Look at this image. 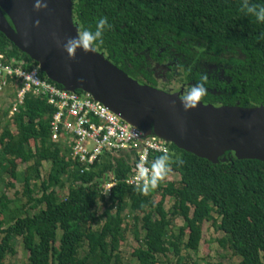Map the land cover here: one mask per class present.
<instances>
[{"label": "trees", "instance_id": "1", "mask_svg": "<svg viewBox=\"0 0 264 264\" xmlns=\"http://www.w3.org/2000/svg\"><path fill=\"white\" fill-rule=\"evenodd\" d=\"M246 5L264 6V0H73V19L79 31H94L106 17L111 27L97 51L140 83L167 91L172 80L191 87L203 80L208 91L203 103L256 107L264 105V23L248 14ZM0 52L25 60L28 69L38 66L1 31ZM155 64L166 72L164 87ZM54 112L46 98L28 95L13 117L7 119V109L5 121L0 119V172L22 181L27 196L25 205L12 209L14 199L7 191L0 194V264L14 252L18 237L28 245V264H126L121 245L129 219L140 241L133 252L136 264H159L160 256L179 257L183 249L197 251L203 223L216 226L217 219L226 234L221 242L241 257L238 264H264V161L226 152L214 163L169 142L170 171L144 195L125 182L131 166L123 156L105 153L82 172L69 145L52 138ZM176 157L183 163H175ZM45 162L51 167L41 196H35ZM171 171L181 178L172 180ZM110 174L117 184L105 196L102 185ZM65 181L69 191L60 198ZM7 187L16 184L8 181ZM168 197L174 198L171 211L165 207ZM176 216L185 223L170 231Z\"/></svg>", "mask_w": 264, "mask_h": 264}, {"label": "water", "instance_id": "2", "mask_svg": "<svg viewBox=\"0 0 264 264\" xmlns=\"http://www.w3.org/2000/svg\"><path fill=\"white\" fill-rule=\"evenodd\" d=\"M45 2L48 7L37 11L36 0H0V31L50 80L67 90L89 92L145 135L154 134L214 163L226 152L238 159L264 161V105L201 101L185 112L180 92L140 83L96 48L87 53L78 48L70 59L63 43L80 32L73 19V0Z\"/></svg>", "mask_w": 264, "mask_h": 264}, {"label": "built area", "instance_id": "3", "mask_svg": "<svg viewBox=\"0 0 264 264\" xmlns=\"http://www.w3.org/2000/svg\"><path fill=\"white\" fill-rule=\"evenodd\" d=\"M25 60L9 58L0 52V94L8 100L9 117H13L28 95L46 98L55 108L52 118V138L70 147V157L82 164L84 172L98 162L105 153L128 154L130 170L125 182L140 187L137 165L150 168L154 155L170 153L167 141L144 131L124 120L108 106L86 91L67 90L63 86L42 77L35 66L28 69ZM117 184L114 175L102 185L109 196Z\"/></svg>", "mask_w": 264, "mask_h": 264}, {"label": "rangeland", "instance_id": "4", "mask_svg": "<svg viewBox=\"0 0 264 264\" xmlns=\"http://www.w3.org/2000/svg\"><path fill=\"white\" fill-rule=\"evenodd\" d=\"M156 69L160 75H163L164 72L160 67ZM169 72H167L168 74ZM160 84L167 85L168 81L161 79ZM170 89L175 90L182 87L181 80H172L169 84ZM189 85L185 86L184 91H186ZM8 100L4 102V96L0 94V119L4 122L5 117L4 109L7 108ZM9 115L7 119H9ZM12 130L15 131V125H11ZM1 133V130H0ZM33 143V142H32ZM51 164L49 162H45L43 164L42 171V179L38 181L35 187V196H41V182L43 179H46L50 170ZM25 165L20 163L18 170L20 172L24 171ZM171 179L174 181H178L181 178V175L178 172L171 171ZM8 181H14L16 187L13 189H9L7 187ZM70 183L69 181H65V185L62 188H59L60 198H64L69 191ZM3 191H7L8 195L14 199V202L11 204V208L14 209L16 207H22L27 202V196L23 194V182L19 180H13L10 173L0 172V194ZM18 191V194H16ZM17 195V196H16ZM156 200L160 199V195L155 196ZM174 203V198L168 197L165 202V207L167 210L171 211ZM103 204L99 205V212L103 211ZM42 207V205H40ZM39 206V207H40ZM33 211V210H32ZM214 216L218 218V214L214 213ZM0 219H3V216L0 214ZM129 223V229L126 233L125 240L122 242L121 253L123 261L126 264H136L137 260L133 255L134 250L140 245V241L136 238L135 232L133 231L132 220H127ZM172 225L170 226V231L178 232L179 227L183 226L185 221L182 217L176 216L172 219ZM217 225H219L217 219ZM215 226L213 221H205L203 223V235L200 247L197 251L193 250H185L183 249L181 252V256L177 257L173 253H169L167 256H160L159 264H208L210 262H221L222 264H238L241 260V257L238 256L230 247L229 243L222 244L221 239L226 237L225 232L218 229V226ZM141 231V238L144 235L143 230ZM1 238V236H0ZM14 252L9 254L6 257L4 264H28V256L29 250L28 245H26L21 237H18L14 241Z\"/></svg>", "mask_w": 264, "mask_h": 264}, {"label": "clouds", "instance_id": "5", "mask_svg": "<svg viewBox=\"0 0 264 264\" xmlns=\"http://www.w3.org/2000/svg\"><path fill=\"white\" fill-rule=\"evenodd\" d=\"M47 7L48 4L45 0H36L34 4V9L37 11L46 9ZM245 7L248 14L254 16L258 22L264 23V6L248 7L246 5ZM110 27L111 25L108 23L107 18L101 17L94 31L84 28L76 37L67 38L63 43V49L70 59L75 58L74 53L78 48H82L86 53L93 51L98 45L103 44L104 32ZM207 92L203 80L197 82L195 86L189 87L179 97L183 110L187 112L196 109L200 105L201 98L207 95ZM174 162L182 164L183 160L180 157H176ZM172 163V158L167 153H164L151 163L150 168L145 167L143 163L137 165L138 176L142 181L140 190L144 195L155 190L158 184L167 177Z\"/></svg>", "mask_w": 264, "mask_h": 264}, {"label": "flooded vegetation", "instance_id": "6", "mask_svg": "<svg viewBox=\"0 0 264 264\" xmlns=\"http://www.w3.org/2000/svg\"><path fill=\"white\" fill-rule=\"evenodd\" d=\"M156 75H157V77H158V79L160 81L162 76L160 74H158V73H156ZM181 84H182V87H180L179 89L172 90V89H170L169 86H167L168 89H166V90L167 91H173V92H180V94L183 95L185 86H187V85L191 86V85L189 83H185V82H182ZM159 87H164V85L162 84ZM121 156H123L124 158L128 159V154L122 153Z\"/></svg>", "mask_w": 264, "mask_h": 264}]
</instances>
